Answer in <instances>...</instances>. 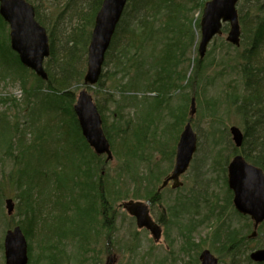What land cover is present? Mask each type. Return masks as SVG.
<instances>
[{"label": "bare ground", "instance_id": "bare-ground-1", "mask_svg": "<svg viewBox=\"0 0 264 264\" xmlns=\"http://www.w3.org/2000/svg\"><path fill=\"white\" fill-rule=\"evenodd\" d=\"M39 1V0H38ZM70 0H67V3ZM99 0H76V2L73 4H71V6H77V3L82 4L84 6H87V9H90L91 11H95L96 15L98 14V12L100 11L103 3L105 0H101V2H98ZM129 0L126 1V4L124 6L123 12L121 14V17L114 23L113 25V30H112V34H111V40H110V45L107 49V51L109 50L111 44H112V40L113 37H115V41H123V40H128L130 38V35L132 34L129 30V28L127 27V25L124 23L123 25H121V21H122V17L124 15V11L126 8V5L128 3ZM181 2L182 5H185L188 9L187 12H181L178 13L175 9L171 12H164V15L160 18L161 21L158 23V25H156L153 29H155V31H153V34L151 35V37L145 41L144 45L140 46V50H142L143 52H145L146 54H148L149 56H151V58L156 59L158 61V66L161 70H165L168 69L171 65H172V61L169 60L167 61L166 55L171 56L172 51L169 49H181L182 47H184L187 42L184 41V38L186 36H188L192 31H195L199 36L197 37V42L195 44L196 48H193L194 46H190L188 48H186L185 52L188 51V49L190 50L191 48H193V54H189L188 56L186 55L184 57V59L179 60L178 62L175 61L174 62V66L172 65L171 68L168 70V72H170L168 75L171 79H174L175 76L177 77V81L178 78L179 79H183L187 84V86L190 89L189 96L186 99V101L184 102V104L189 105V109L187 111V108H185L183 110V114L180 115H175V114H171L172 111H177V107H172L170 105H168V100L171 97V94L167 91V93H165L166 91V87L168 85L167 82H169V79L167 78L168 76H163L164 74H161V70L157 68V71L155 73L152 72L150 73V75H144L142 72L138 71L136 73V77L137 78H141L143 80V84H139L137 86H135L133 89H131V92H128L127 96L121 99V104L120 106V113L117 115V118H123L125 117L124 108L127 107H134L135 109H137L138 112H140L141 117L139 119V121L136 124V121L133 122V120L131 119L130 121H125L126 124L129 122V124L125 127V129L122 128L123 125L119 124V125H112V127L115 128V130L113 129V132L111 133V136L113 137V143H114V139L115 141L117 140L116 137H118L119 139V144H121L120 142L123 141L126 143V145L128 146L130 152L128 153H124V157H125V164L123 165V168L119 173V180H128L130 182L133 183V185L136 186V190L138 191V199L137 200H133L130 199L129 201L133 202V205H129L128 207L124 206V210L128 213V215H130L131 217L134 218V222L137 226V228H139L138 226V219L137 216L131 213L132 208L138 203H143L147 208H149L150 210L156 206V204L159 203V201H162L163 194L162 192L167 191L169 187H171L170 189L174 190V189H179L181 188L176 187L174 188L173 186H171L170 182L172 181V185H173V180L170 179L171 176H173L176 166L178 164V159H177V150H178V145L180 142L183 143H187L190 144L192 143V139L195 140L196 142V152L198 151V146H200V155L199 157H195V166L193 169L195 170L196 175L194 176V180L197 184H200V182L204 179H208L207 178V174L212 172V171H217L216 173L221 175V178L223 177V182L225 183V185H228V177H229V173H230V169H229V164L231 162V159L229 160L228 157L230 158L231 156H235L234 151L238 149L242 150L243 147V143L246 139H248L249 143H255L257 142L256 136L253 134V131L251 130V128L253 129V125H257L258 122L262 123L264 122V103L261 102L262 99H264V64L259 65L258 63L259 61L263 59V54L261 52V48L264 44V23H262V27L261 29L263 30V36L258 38V40L256 42H254L251 46L250 44L247 42L248 46L245 48V50L243 52V55L245 57H243L242 60L238 58H236L235 60H233V62H236L237 64H232L231 62L228 63V61L230 60L229 58L232 57L229 54L226 53H218V57H216L215 59L212 58V53L208 52V47L210 45V43L213 41V39L217 36H220L221 34L223 35V33L227 32V36H226V41L229 42L227 40L229 31L231 30V25L229 23H226L224 21H220V23L222 24L221 27V34H216L210 41L207 49H206V54L201 57L200 56V52H199V43L201 40V15L203 12L200 13V19L198 18L197 20H195L193 18V14H191V10L190 8L193 6V3L197 2L196 0H177V2ZM242 0H239L236 4H235V9L237 10L238 13V17H239V25H240V29H241V35L239 37L240 39V45L236 46L234 44H232L231 42H229L230 44L236 46V47H240L241 46V40H242V30H246L247 32L252 29V28H256L258 26H260L261 23H249V19H255L257 17L256 14H254L256 12V10L258 9V6L263 5L264 4V0H244V8L246 9L245 13L242 14V12L239 13L238 10V4L239 2ZM26 2H28L29 4H31L34 9H35V17L36 20L38 21V23L45 28L46 30V36L48 38V44L50 46V55L47 56L45 58L44 61V67L45 70L48 74V71L46 69V61L50 58L51 56V42L55 40H61L62 45L60 48H64V51L66 49V51H68L70 48H72L73 46H76L77 44L80 45L81 44V39L76 38L74 36V34L76 35L77 29L75 28V33L73 30H69L67 32L66 27V20L68 22L71 20V18H69V16L67 15V11L66 8L70 7H66V5H64V2L61 4H63V6L65 7V11H61V15H58V18L56 19L57 22H54L52 25L53 27H47L45 25V22L42 20H40L38 18V16L36 15V6L33 4L32 1L30 0H26ZM82 2V3H81ZM259 2V3H258ZM206 3L204 2L203 4V8L206 7ZM153 6L152 2H148L147 6ZM99 6V7H98ZM79 7V6H78ZM70 9V8H69ZM155 9V8H153ZM72 10V8H71ZM165 10V8H164ZM186 10V9H185ZM136 11V10H135ZM134 11V12H135ZM153 11H151V13H153ZM63 14H65L64 16H62ZM148 11L142 7H139L137 9V11L135 12L134 15V19L132 20V22H130V24L132 25H139L140 26V22L143 20L144 22V18L147 17L148 15ZM96 15H95V19H96ZM191 17L193 18V22L191 24H189V18L191 19ZM42 18V17H41ZM242 21H244V25L242 24ZM199 22V26L197 25V23ZM59 24V25H58ZM242 24V25H241ZM57 26L58 29H57ZM86 27L84 24H82V26L80 27L82 30L83 28ZM95 27V20H94V24L92 27V30L90 31V39L92 37L93 34V30ZM142 27V26H141ZM53 28V29H52ZM89 28L87 27V30ZM260 29V30H261ZM199 32V33H198ZM249 36H250V31H249ZM79 37V36H78ZM9 42H10V51H8L7 49L5 50L6 54H4L3 52L0 53V64L3 67H10L12 70L17 69V68H21L17 61H19L20 65L25 66L20 58L19 53L13 49L12 47V43H11V36L9 35ZM56 44V42H55ZM57 46V45H56ZM81 46V45H80ZM58 47V46H57ZM106 51V54H107ZM248 51V52H247ZM251 51V52H249ZM12 52L14 53L15 58L12 56ZM197 53L196 55H194V53ZM10 53V54H9ZM105 54V55H106ZM242 54V53H241ZM215 55V54H213ZM18 56V57H17ZM76 59L73 60L71 62V67L73 72H68L66 71L65 74L61 77V79H65L67 76L72 75L70 77H68V82L71 83L70 87L73 84H78L81 82L82 78H83V70L85 69L83 64V60L80 57H75ZM218 60V63H224V66H216L214 64H212V60ZM106 60V58H105ZM105 60L101 66V74H105L107 69L105 68L107 65L105 64ZM86 61V68H88V52H87V57L85 59ZM166 61V62H165ZM258 61V63H257ZM200 62L203 64V66L205 65V69L203 72H201V74H197L194 78H191V76H187L185 74H183L182 71H184V69L187 68H194L196 70V65L197 63ZM209 62V63H208ZM218 65V64H217ZM195 66V67H194ZM209 66H212L213 71H218L219 68L220 71L218 72H214V75L212 76V78L210 77V79H206V84H204L201 88V76L205 75L208 71ZM0 67V68H3ZM27 67V66H26ZM202 68V67H201ZM57 69V68H56ZM198 69V68H197ZM3 71H7L9 72V70L7 68L3 69ZM87 71V69H86ZM114 71V69H113ZM57 75H61L62 73L57 69L55 70ZM110 71H107V75H109ZM110 74H113V72H111ZM86 75V73L84 74V76ZM228 75H237L236 79L238 81V83H229L230 85V89L224 90L223 95L219 96V97H210L209 98V103H208V108H210V111L213 110L215 108V110H213V114L217 115L219 117V119L222 120L223 116V112L226 114H232L234 116H238L241 117L242 119V123H243V128L238 127L236 125H231L229 127V134L231 135V154L229 153V155L227 154V157L223 156V151H222V141H223V137L222 139H215L221 136H218L216 134L215 131L212 132V134H210V138L207 140V143H204L203 141L200 143V136L201 134L196 131V129L194 128L193 125V119L195 117V114H191V102H192V97L197 98V96L201 95L200 92H202L203 89L207 88V83L208 86L210 85V87H213V85H215V83L217 81H219L218 83H224L225 82V78ZM39 78H41V81H46V79L40 77L39 75H37ZM186 76V78H185ZM2 77V74L0 75V78ZM49 78V75H48ZM85 79V78H84ZM22 84H26V80L21 79ZM236 81V80H235ZM236 81V82H237ZM249 83H253L255 85V87L249 86ZM45 85V84H44ZM36 87V86H35ZM34 87V88H35ZM47 87V86H46ZM62 88L61 86H59V84L57 82H53L50 85V91L53 94V91L51 89H57L62 91L63 93H66L68 91L74 93L72 90H70L71 88ZM202 90H201V89ZM36 89V88H35ZM87 89V88H86ZM81 91V90H80ZM79 91V92H80ZM38 92V91H37ZM69 94V93H68ZM91 94V93H90ZM92 95V94H91ZM78 96L79 93L77 94L76 98H75V102H74V106L77 103L78 100ZM112 95H107L106 97V101L110 104H112L114 102L113 97H111ZM55 97V96H54ZM93 97V96H92ZM141 98V99H140ZM190 99V100H189ZM96 107L98 109V112L100 114V118L102 121V129L103 132L104 131V127L103 125H105V113L106 110L104 111V107H102V112L100 111L95 99L93 98ZM181 101H183V99H181ZM3 102V101H1ZM2 104V103H1ZM241 105H246V108H242ZM73 106V108H74ZM210 106V107H209ZM221 108L223 110V112L220 113L219 108ZM245 111L246 110V114L245 112L241 109V108ZM43 111L41 112V114L39 113V119H44L46 121L51 120L52 117L55 118V115L52 114H56L57 112H59L60 110L55 109V108H45L42 109ZM75 112V109H74ZM163 115L162 120L160 121L158 118L156 117L157 114ZM168 115H165V114ZM76 114V112H75ZM57 115V114H56ZM248 115V118L247 116ZM77 117V114H76ZM214 120L216 121L215 123H211L212 126L214 127L215 125L218 126V122H221V120ZM4 118L0 117V130L2 129H7L8 125L6 123H3ZM59 121V119H57ZM123 120V119H122ZM121 120L120 123H122L123 121ZM53 121V118H52ZM77 121H78V129L80 130L81 135L79 136V133L77 132V136H75V140L77 139L76 143L78 142V146L73 149L72 146H69V149L67 148V153L68 156H72L71 152H73L75 155L74 158L76 159V163L74 162V166L75 168L78 169L79 171V176L76 179L71 178L70 182L68 183L70 188L75 189V192L73 193V197L72 200L68 199V203H70V206L68 207V212H67V217H66V221L67 223H70L71 225H68V227L73 230L74 232H80L77 229H79V226H77L75 224L76 221L79 224L82 223H87L88 221L91 220L90 223H88V229L90 228H96V219L98 216H102V213H104L106 215V217L108 218V220H114V216L112 213H110V207L107 205H105L104 201H106V197L104 192L107 193V190L109 192H112V190L109 189L110 185L112 183L109 182H105L106 181V173L103 171L104 170V165L100 166V168L96 167L97 166V158L93 159L92 161L91 159V152L82 144V137L84 138L86 144H88L89 148L91 149V151L93 153H95L98 156H105V161L108 162V155L106 153L103 154H98L95 151V148L89 143V141L87 140L86 136L83 133V129L81 127L80 121L77 117ZM218 121V122H217ZM3 123V124H2ZM38 124V123H37ZM37 124H34L30 131L27 132V135L29 134V136L31 135V133H33V136L35 135L34 133H36L37 131ZM132 127L133 130H131L128 127ZM136 126V127H135ZM60 126L56 125L57 131L58 128ZM135 127V128H134ZM189 129H192L191 132H189ZM235 129H238L239 132L235 134ZM156 130L159 131V142H155L154 140L157 139L156 135ZM5 131V130H4ZM4 131H2L1 133H3ZM16 134L15 136L18 137L16 138V140L14 139L13 144L15 146V144L17 145L16 148H20V152H21V157L20 154H17V158L20 157L22 158V161L20 163H18V166L14 171V173L16 174L15 180L17 183L18 188L21 190V195L23 193V190L27 188V184L30 185H35L38 184L40 185V187L44 188L45 186L47 187H54V189L58 186L60 188L59 184H55L56 179L53 178H49V174L48 171L46 173V171H44L46 168H44V166L41 168V170H38L37 173H32L29 176H26L27 173L22 174V171H24L26 168L30 167L29 165H22L23 163H25L23 161V158H28L29 154L32 152H34V145L33 143H36L37 141H35L33 139L32 136H27L26 139L25 136H23V128L22 131H18L16 130ZM5 132H8V130H6ZM12 134V133H11ZM200 134V135H199ZM106 135V134H105ZM228 136V135H227ZM11 137V135H10ZM107 137V135H106ZM238 137H243V142L240 146L237 145L236 143V139ZM108 138V137H107ZM23 140V146L25 148H22L21 151V147L19 144V141ZM109 140V138H108ZM201 140H202V136H201ZM8 141L11 142V140L8 137ZM110 141V140H109ZM148 142H150V146L152 143L156 144V147H158L157 149H161L159 147H166L168 148L169 146V151L170 153L168 154V156H166L167 158L164 159L166 161H168V165L164 170H162L161 168L159 169V167H155L154 170L151 168L149 161H151V157H150V153L148 154L149 150V145L147 144ZM171 142L173 143V145L171 146ZM110 144V150L113 154V148L114 146H112L111 142H109ZM118 144V145H119ZM115 145V143H114ZM213 146L214 147V154L212 156H214V158L211 160V162H208L209 167L205 168V171L202 172V168L205 167V161L207 162L208 159H205V157H207V155L204 156V146ZM22 146V147H23ZM116 147V146H115ZM153 147V146H152ZM235 147V148H234ZM166 148L165 151L164 149L161 150L164 152V154H166ZM25 149V150H24ZM24 150V153H23ZM222 151V152H221ZM150 152V150H149ZM63 154L65 152H62ZM30 154V155H31ZM83 154V157L80 155ZM238 155H243L242 153H239ZM5 157H8V155L6 153H4ZM175 156V157H174ZM114 157V155H113ZM113 157L111 159H113ZM174 157V158H173ZM92 162L94 169H95V173H97L99 175L100 173V178L101 179H97V178H93L94 176H91V178H89L90 176L88 175V166H89V162ZM192 164V163H191ZM190 164V166H191ZM194 164V163H193ZM22 165V166H20ZM189 166V167H190ZM193 167V166H192ZM98 168V169H97ZM141 169L143 170L142 175L143 176H148L151 175L153 178H151L150 180H152V184L148 187H144L142 186V181L143 179L140 177L142 176L141 174H139L138 170ZM170 170V172H166L167 170ZM189 169V168H188ZM82 170V171H81ZM261 170L264 172V170L261 168ZM84 172V176L82 175V173ZM166 173V174H165ZM186 174V171L184 173H182L180 175V180L181 177ZM11 178L13 179V176H11ZM136 178H138L136 180ZM226 180H225V179ZM168 180L167 183H165V181ZM20 181V182H19ZM182 181V180H181ZM183 182V181H182ZM20 183H22L24 185V189L22 186H20ZM102 183V184H101ZM161 183V184H160ZM165 183V184H164ZM160 184V185H159ZM184 184V182H183ZM103 186L107 189L104 190V192H100L98 191V187L99 186ZM93 189V190H83V189ZM83 190V191H82ZM56 194L59 196L58 198L61 197V189H60V194L56 192ZM140 194H147L150 198H143L140 196ZM20 195V196H21ZM114 195V193L112 194ZM2 196L1 190H0V198ZM136 198V197H134ZM187 196L184 197L182 195H178L177 197L173 198V203L168 204V206L166 207V210L164 209L161 213L160 216L165 215V213L167 212H171V217L174 219L179 218L182 221V217L187 215V214H191L192 208H194L196 211H198L199 207L201 206V201L199 198L196 199V201H193L191 199L190 203H188L186 200ZM206 198V197H204ZM7 199H12V198H7ZM6 199V200H7ZM5 200V207H6V211L8 215H12L14 213V210L12 213H9L8 211V206ZM13 200V199H12ZM171 200V199H170ZM204 200V199H203ZM58 200H53L51 201L52 203L56 202ZM14 202V200H13ZM50 202V201H49ZM128 202V201H126ZM205 204L206 202L208 203V201H204ZM15 203V202H14ZM59 205L62 203L59 201L58 202ZM67 203V204H68ZM125 203V202H124ZM45 204L48 203H42L41 204V208L45 211L47 210H51V208L49 207V204L45 207ZM57 204V202L55 203ZM64 205H66L64 203ZM62 205V206H64ZM1 209V206H0ZM58 211V210H57ZM58 213V212H57ZM85 213V215H83ZM88 213H90L88 215ZM169 214V213H168ZM68 215H70V218H68ZM75 220H74V219ZM223 219H220L219 222H223V224L225 225L224 227H232L231 231H228V236L227 238H230V246L231 248H234L237 252V256L238 259L240 260V264H242V261L247 262V257L248 255H250L252 252L257 251L258 249H261V244L254 246V249H251V245L250 243L252 242L251 238H250V234L251 232L248 229V224L247 223H242L239 219L237 220V224L239 223V225H237L238 227L234 226L232 223L231 225L229 223H226L224 219H226V217L224 215H222ZM72 220V222H70ZM37 224H39V231L38 234H40L41 236L44 235V228H47L48 230H51V228L53 227V224L50 223V221L46 218H44L41 215L37 216ZM19 225H16L15 227H17ZM185 226V225H184ZM67 227V226H66ZM65 227V228H66ZM105 227H109V232H111V234L113 235L114 233V229L113 227H110L109 225L106 224ZM188 230L185 233V249L186 251L189 253V255H192L193 257H197L198 261L200 263L204 262V259L202 258L203 253L207 250V248H203L198 244L195 240L196 238L194 237V233H193V229L195 230V224H193L192 219H190V221L188 222V225L185 226ZM22 232H24L23 228L20 227ZM86 229V225L84 227ZM84 230V229H83ZM43 231V232H42ZM84 234H86L85 232H87L86 230L83 231ZM89 233V232H88ZM47 234V233H46ZM25 239H26V244H27V257H28V262L32 263L33 256L37 259L40 258L38 257V255H35L36 253V247L34 246L33 243V248H31V242L28 240L29 237H27L28 235L24 234ZM85 236V235H84ZM110 242L112 241L111 244L115 243V239L112 238L109 240ZM39 242L41 243L42 241L39 240ZM81 243V242H80ZM221 243V241H220ZM222 244V243H221ZM226 246L229 247V243L225 244ZM115 245H112V247L107 251L108 255H107V264H118V260L121 258L120 255H122V253L120 254V252H122L118 247L115 248L113 247ZM82 247V246H81ZM223 248V247H222ZM264 248V247H263ZM1 250H4V258H5V263L7 264V260H6V252H5V238H4V243L3 245L0 246ZM59 249V248H58ZM30 251V252H29ZM226 251V250H225ZM58 250L55 248L54 253H48L46 251V247H43L41 249V255L42 257H44L47 261V264H61V260L62 258L59 256L58 254ZM227 252V251H226ZM228 253V252H227ZM76 257H73V259L75 260ZM195 258V259H197ZM32 260V261H31ZM39 260V259H38ZM78 261V260H77ZM77 261H75V263H77ZM143 263V262H142ZM244 263V262H243ZM231 264V262H230ZM239 264V262H238ZM264 264V263H262Z\"/></svg>", "mask_w": 264, "mask_h": 264}, {"label": "rangeland", "instance_id": "rangeland-1", "mask_svg": "<svg viewBox=\"0 0 264 264\" xmlns=\"http://www.w3.org/2000/svg\"><path fill=\"white\" fill-rule=\"evenodd\" d=\"M33 2L35 6H37V10L40 13L43 21L45 22V25L47 27H53V23L57 22L56 19L58 18V15H61V11H65V7L61 2H64V5H66L67 0H30ZM197 1V0H196ZM207 0H200V3H204ZM82 3V2H81ZM78 11L81 9L88 12L90 15L91 11L90 9L87 10V6H84L82 4L77 3ZM244 8V0L240 1L238 4V10L239 13L242 12L245 13L246 9ZM67 15L71 20L67 22L66 20V29L67 32L71 29L75 33V28L77 29L76 38L81 39L82 45L87 46V52L88 47L90 44V35H89V29L90 27H84L82 31H85V33H80L78 30L79 24L81 25V17L78 16V14H75L73 10L67 9ZM203 11V7H198L195 11L192 10L191 14H193V18L197 20L200 19V13ZM63 14L62 16H64ZM95 20V19H94ZM249 22V21H248ZM251 23V21L249 22ZM85 24V23H83ZM246 24V23H245ZM59 25V24H58ZM242 25V24H241ZM59 26H57L58 29ZM53 29V28H52ZM5 30L7 33L2 30V34H0V53L6 54L5 50L7 48L6 41L7 35L10 33V29L8 24L5 25ZM70 30V31H71ZM244 33V34H243ZM91 34V33H90ZM79 36V37H78ZM199 36V35H198ZM197 36V37H198ZM227 32L223 33V35L217 36L213 39V41L210 43L208 47V52L212 53V58L215 59L218 57V53H226L229 54L230 57L228 63L237 64L236 62H233L238 56L245 50V48L248 46V37H249V31L242 30V43L240 47H236L229 42L226 41ZM3 37V39H2ZM198 41V40H196ZM57 49L59 50V55L63 56V48H60L62 45L61 40H55ZM85 46V47H86ZM193 48H196L194 45ZM193 48L186 52V55L193 54ZM263 54L264 59V44L262 48L260 49ZM79 51L77 52L76 56L82 58L84 64V70H83V78L80 83L73 84L70 88L75 94V98L80 90H82L85 87L84 84V74L86 73V57H83L79 54ZM10 54V53H9ZM197 53L195 52L194 55ZM215 54V55H213ZM207 55V54H206ZM216 56V57H214ZM218 60H212V64L216 66H224V63H218ZM209 63V62H208ZM258 63V61H257ZM218 64V65H217ZM264 64V61L261 59L258 63L259 65ZM0 67H3L0 64ZM195 67V66H194ZM7 68L9 72L3 71V69ZM48 66L46 67V69ZM107 71L109 70L110 73L113 72V69L115 70L112 63L108 64L106 67ZM221 68L218 69L220 71ZM48 71V70H47ZM107 71L105 75L102 77L101 81L98 82L96 85L91 86L88 88L89 93L92 94L93 98L96 102H99L102 107H104V111L106 110L105 115V123L108 128L110 137L111 133L113 132L114 127H112L113 123L114 125H123L122 128L125 129V127L129 124V122L126 124V120L130 121L131 119L137 122L139 121L141 114L137 111L134 107H127L124 108V114L125 117L123 118H117L118 114L120 113V104L121 99L123 98V95L121 91H118L115 86H123V82L125 80L122 79L121 74H110L107 75ZM212 66L208 68V71L205 75H202L201 78V88L204 84H206V79L212 78L214 75ZM183 74L187 76H191V78H194L197 75V71L194 68H185L184 71H182ZM49 73V71H48ZM2 74V77L0 78V117H3V123H6L9 127L8 132L5 133L6 136H10L9 138L11 140L7 141L5 143L0 142V190L2 193V196L0 198V246L4 243V238L6 235V232L9 229L14 228L16 224L21 223V221L24 222V228L26 231V234L28 235V240L31 242V248L34 246L37 248L35 255H38L40 258H35L33 256L32 263L29 264H47V261L44 257L41 255V249L43 247H46V251L48 253H54L55 248L59 251L58 254L62 258L61 264H105L107 261V255L109 253V249L112 247V245H115L113 247L119 248L122 252L121 258L118 260V264H198V258L193 257L192 255H189V253L185 249V233L188 229L185 227L188 225V222L190 219H192L193 224H195V230L193 229L194 237L196 238V242L198 244H201L200 246L203 248H210L215 249L213 251L219 258H220V264H230L231 262V256L229 253H227L224 249H222V244L220 243V237L216 236L215 233L219 230L221 233V229L223 228L224 231V224L223 222H219L222 218V215L226 217L225 222L231 223L238 227L239 223L237 224V220L239 219L242 223H246L244 219L239 218L240 216L238 214H234V207L233 205L228 203V196H229V187L228 185L224 186L223 177L221 178V175L217 174V171H212L207 174L208 179H204L200 182V184H197L194 180V176L196 175L195 170L193 169V163L195 162V159L193 160L191 166L189 167L186 174H184L181 177V180L184 182V185L179 189H170L168 188L167 191L162 192L163 199L162 201H159L156 206H154L151 209V215L156 219H161L162 221V227H164V235L160 242H155L152 238L151 234L144 231L139 230L134 222V218L128 215V213L124 210V202L129 201L130 199L137 200L138 198H134L133 195L136 190V186L133 185L132 182L128 180H119V173L123 165L125 164V157L124 153L130 152L128 146L125 142L121 141L119 144L118 137L115 141L114 139V148H113V159H109L108 162L105 161V156H100L97 158V166L100 168V166L104 165V172L106 173V181L112 183L109 187L112 192H109L104 185L99 186L98 190L100 192H104V190H107V193L104 192L106 197V201H104L105 205L110 207V213L113 214L114 220H108L106 215L102 213V216H98L96 219V228H90L88 229V223L91 222L88 221L87 223H82L78 225L79 221H76L75 224L79 226V229H77L80 232H74L71 230L68 225H71L70 223H67L66 217L67 214L62 217L61 213L59 211H56L58 213H44V208H41L40 203H30V213L31 217L28 218L24 213L28 210V206L26 205V202H24L21 195V190L18 188L16 180H15V169L18 166V163L22 161L21 152L19 148H16L17 145L13 144L14 139L20 137H16V130L29 132V126L32 122V116L35 115L33 118L38 117L39 113L43 110H41V107L44 104V99L46 98V95L52 94V92L45 86L46 81H41V78H39L36 73L30 69H24V68H17L12 70L10 67H3L0 68V75ZM237 75H228L225 78L224 83H218L217 81L213 87L208 86L206 89H201L202 92L201 95L196 98V104H197V113L195 114V117L193 119V125L196 131H198L200 136V143L203 141L204 143H207V140L210 138V134H212L213 131L216 132L218 138H215L217 140L222 139V153L223 156L227 157V154H231V135L229 134V127L231 125H236L238 127L243 128V123L241 117L226 114L223 112L221 108H219L220 113L223 112L222 120L219 119L217 115L213 114V110L210 111V108H208L209 98L210 97H219L223 95L224 90L230 89L229 83H238L236 79ZM186 78V76H185ZM21 79L26 80V84H22ZM177 80V77L175 78ZM237 82H236V81ZM239 80V79H238ZM185 81L183 79H179L176 82L177 90H172L171 97L168 100V105L172 107H177V110L184 108L186 106L187 111L189 109V105L184 104L186 99L189 96L190 89L185 85ZM45 84V85H44ZM36 86V87H35ZM36 89H35V88ZM67 89V88H65ZM175 89V88H174ZM38 91V92H37ZM39 94H35V93ZM106 93H109L112 95L114 102L109 105V103L106 101ZM141 99V98H140ZM183 99V101H181ZM3 101V102H1ZM2 103V104H1ZM63 107L62 110L57 112L55 115V118H52L49 121H46L44 119H40L39 121V129L37 130L38 133H43L46 130H50L52 128H56V125L60 126L58 128L57 133H55L54 137L57 139V137H61L62 144L65 146L67 141L65 139L72 137L73 135L77 136V132L73 126L72 117L69 116V107H73L74 102L71 106L62 103ZM67 106V110L65 108ZM210 107V106H209ZM35 109V110H33ZM36 112V113H35ZM35 113V114H34ZM165 115H168L167 113ZM6 117V118H5ZM156 117H159L158 119L161 121L163 115H160L159 113L156 115ZM59 119V121L57 120ZM123 119V120H122ZM221 120V122H218V126H212L211 123H215L214 120ZM121 120L123 121L122 123ZM2 123V124H3ZM136 127V126H135ZM134 127V128H135ZM54 128V129H55ZM131 130L132 127H128ZM65 131V135H62V131ZM12 133V134H11ZM156 137L157 139L154 140L156 143L159 142V131L156 130ZM42 134V135H43ZM199 134V135H200ZM62 135V136H61ZM228 135V136H227ZM29 136V134L26 137ZM33 139L35 140L36 136H33V133L31 135ZM29 136V137H30ZM46 137V135H43ZM42 136V137H43ZM75 136H73V144L69 142V146H72L73 149H75L78 146V142L76 143L77 139L75 140ZM16 137V138H15ZM19 139V138H18ZM44 139V137H43ZM54 139V140H55ZM65 140V141H64ZM60 141H56V145L60 146ZM65 144H64V143ZM174 143V142H173ZM171 142V146L173 145ZM2 144V145H1ZM119 144V145H118ZM148 145L150 142L147 143ZM19 145V144H18ZM116 146V147H115ZM153 146V147H152ZM170 146V145H169ZM166 148V154H164L163 147L160 150L157 149L156 144L152 143L151 146L149 145L148 154L150 153V159L149 161L151 168L154 170L155 167H159L162 170L165 171L167 165L169 164L168 161L164 159L167 158L168 154L170 153L169 149ZM55 146L53 142H48L47 144L42 146V149L34 150L32 154H29V157L26 159V163L30 166L26 169H28V173L26 176H29L32 173H37L38 170H41L43 166H49V169H53L55 167H59L60 165L57 164V160H55V156H51L50 153H53ZM58 147H56L57 149ZM68 146H65V149H67ZM15 150V151H14ZM15 152L14 154H20V157L15 158L14 155L12 157H5L3 156L6 152ZM62 151V150H60ZM165 151V149H164ZM206 151V153H205ZM200 146H198V151L195 155V157H199L200 155ZM204 156L205 159H208L207 162L205 161V167L202 168V172L205 171V168L209 167L208 162L210 163L211 160L214 158L212 156L214 152L213 146H204ZM72 156L75 155L73 152H71ZM164 156H163V155ZM83 157V154H80ZM51 159L50 161L47 159ZM54 157V158H53ZM175 157V156H174ZM173 157V158H174ZM233 156L228 159H232ZM19 163V164H20ZM91 164V161L88 163ZM193 166V167H192ZM88 175L94 176L93 178L101 179L100 173L99 175L95 173L94 166L90 165L88 166ZM46 168V167H44ZM97 168V169H98ZM139 174L142 175L143 170H138ZM167 173L170 172L168 169L166 171ZM166 174V173H165ZM84 176V172L82 173ZM13 176V179L11 178ZM144 177V176H143ZM138 178H136L137 180ZM225 179V178H224ZM226 180V179H225ZM148 183V180L146 178H143L142 186L146 185ZM102 184V183H101ZM161 184V183H160ZM159 184V185H160ZM145 187V186H144ZM60 194V188L57 186L55 189L52 188V190L49 192V195L53 198H50V201L57 200L58 195ZM114 193V195H112ZM178 195H182L184 197L187 196L186 200L190 203V200L196 201L197 198H199L201 201V206L199 207L198 211H196L194 208H192L191 214H187L182 217V221L177 218L172 220L173 218L170 217V215L165 213V215L160 216V213L168 206V204L173 203V198L177 197ZM206 197V198H204ZM7 198H12L15 202V211L12 215H8L5 207V200ZM171 199V200H170ZM204 199V200H203ZM208 201V203L204 201ZM35 202V201H34ZM49 207L51 208L53 203L49 202ZM36 212V214H35ZM47 213V214H46ZM67 213V212H66ZM41 215L44 218L48 219L50 223L53 224V227L51 230H48L47 228H44V235L41 236L38 234L39 231V224H37V216ZM65 219V223L63 226L61 224L55 225L54 222H59L61 219ZM68 218H70V215H68ZM53 219V220H52ZM74 219V218H73ZM75 220V219H74ZM72 222V220L70 221ZM103 222L109 225L110 227H113L114 233L113 235L111 232H109V227H105L103 225ZM237 224L235 225L234 224ZM251 222V223H250ZM61 223V222H60ZM250 223V229L251 232V224L252 221L249 220ZM86 225V229L84 228ZM185 225V226H184ZM67 226V227H66ZM66 227V228H65ZM86 234H84V230ZM227 231H231L232 227H227ZM216 230V232H215ZM43 232V231H42ZM89 232V233H88ZM25 233V232H24ZM47 233V234H46ZM259 235L256 236L255 239H251L252 242L250 243L251 249H254V246L260 245L264 247V225L260 227L259 229ZM85 235V236H84ZM114 238L115 243L111 244L109 240ZM39 240L42 242L40 243ZM224 240V239H223ZM81 242V243H80ZM82 246V247H81ZM59 248V249H58ZM111 250V249H110ZM108 251V253H107ZM30 252V251H29ZM110 254V253H109ZM75 260L73 257H76ZM197 258V259H195ZM39 259V260H38ZM78 260V261H77ZM77 261V263H75ZM242 264H251L248 262H245L243 260ZM143 262V263H142ZM240 264V260H238ZM244 262V263H243ZM0 264H6L5 258H4V250L0 249Z\"/></svg>", "mask_w": 264, "mask_h": 264}, {"label": "water", "instance_id": "water-1", "mask_svg": "<svg viewBox=\"0 0 264 264\" xmlns=\"http://www.w3.org/2000/svg\"><path fill=\"white\" fill-rule=\"evenodd\" d=\"M126 1L105 0L96 15L95 27L88 47L85 84L94 85L101 76V66L110 45L113 25L121 17ZM238 1L210 0L206 3L201 19V40L199 43L201 57L206 54L211 39L216 34H221V20L231 25L227 40L236 46L240 45L241 29L235 9V4ZM0 14L10 26L12 47L19 53L22 63L34 70L40 77L47 79L48 74L44 67V61L50 55V46L45 28L36 20L34 7L26 0H0ZM74 109L89 143L98 154L106 153L108 159H111L113 154L110 150L109 140L102 129L100 114L92 95L86 89L79 92ZM195 111V99L193 98L191 114H194ZM191 131L192 129H189V132ZM234 131L235 134L239 132L238 129ZM242 140L243 137L236 139L238 146L242 144ZM195 152L196 142L194 139L190 144L179 143L176 154L178 164L170 178L173 180L174 188L183 184L180 181V175L187 171ZM229 169L228 184L234 192V206L239 213L249 215L253 219L255 231L251 236H256V229L264 221V173L261 168L250 164L241 155H236L231 160ZM167 182L168 180L165 181V183ZM6 203L9 213H12L14 210L13 200L7 199ZM129 205H133V202L124 203L126 207ZM131 213L137 216L139 227H148L156 239L160 238L161 231L148 215L147 207L143 203L137 202ZM5 252L7 264H27V244L20 226L8 230L5 236ZM202 258L204 262L201 264H218V259L208 249L203 253ZM250 258L255 262H264V248L252 252Z\"/></svg>", "mask_w": 264, "mask_h": 264}, {"label": "trees", "instance_id": "trees-1", "mask_svg": "<svg viewBox=\"0 0 264 264\" xmlns=\"http://www.w3.org/2000/svg\"><path fill=\"white\" fill-rule=\"evenodd\" d=\"M51 1H53V3H54V0H51ZM75 2H76V0L68 1V3H66L67 4L66 7L70 6L67 9L72 8L74 13L78 14V16L81 17V22H80L81 25L79 24L78 30L80 31L81 30L80 27L82 26L83 23H85L84 25L86 27H88V26L90 27V29H89V35H90V31L92 30V27L94 24L96 12L90 10L91 13L89 15L88 12H86L82 9L80 11H78V6H71V4L72 3L74 4ZM98 2H101V0H99ZM148 2H152L153 6H149V5L147 6ZM203 4L204 3H200V0H197V2L193 3V6L190 8V10L195 11L198 7H200V6L203 7ZM139 7H142V9L145 8L149 14L147 15V17L144 18V22L142 20L139 23L140 26L137 25V23H136V25H132V24H130V22H132V20L134 19L135 12L137 11V9ZM153 8H155V9H153ZM164 8H165V10H164ZM174 9L178 13H181V12H187L188 8L185 5H182L181 2H179V1L177 2V0H129L128 1L126 8H125V11H124V15L122 17L121 25H123L125 23L132 34L130 35V38L128 40H126V41L123 40L120 42L115 41V37H113L112 44H111L109 50L107 51L106 60H105L106 65H108L110 63L113 64V66L115 68V70L113 71V74H117V73L121 74L122 79L125 80L122 83L123 84L122 87L121 86H115L118 91H121V93L124 97H126L128 92H131V89H133L135 86H137L139 84H143V80L141 78L136 77V73L138 71L142 72L144 75H146V74L150 75V73H152L154 71L156 73L157 68L160 69L158 66V61L156 59L151 58V56H149L148 54H146L145 52L140 50V46H141V44L143 46L145 41L151 37V35L153 34V31H155V29H153V28L156 25H158V23L161 21L160 18L164 15V12H167V11L171 12ZM153 10H154V12L151 13V11H153ZM254 14H256L257 17L255 19L250 18L249 22L251 21V24H253V23H261V24H260V26H258L256 28H252L249 30L250 36L248 37V41H249L248 43L250 44V46L254 42H256L258 40V38L263 36V33H262L263 30L261 29V27L263 25L262 23H264V4L261 6L259 5L258 9L256 10V12ZM36 15L38 16V18L40 20H42L41 15L37 10V6H36ZM192 22H193V18L191 17V19L189 18V24H191ZM241 22L244 25L245 22L242 20H241ZM5 25H7V23L4 21V19L0 15V34H2V30H4L7 33V31L5 30ZM197 25L199 26V22L197 23ZM85 31H87V30H85ZM85 31L81 30L80 33H83V32L85 33ZM6 35H7V40H5L6 46H7L6 49L8 51H10L9 33ZM197 36H198V34L195 31L191 30L190 34L184 38V41L187 42V44L184 47H182L181 49H178V48L169 49L172 51V53H171V56L166 55V57L169 58V59H167V61L171 60L172 61L171 63L174 66L175 61L178 62L179 60L184 59V57L186 56V52H185L186 48H188L190 46H194L196 44ZM242 37L244 38V36H242ZM2 39H3V37H2ZM80 45L77 44L76 46H73L72 48H70L68 51H66V49H65V51L63 50L64 53H63V56L61 57L59 55V52H58L59 50L57 49L55 42L54 41L51 42V56L46 61V67L48 66L47 70L49 71V73H48L49 78H48L45 86H47L48 89H50V85L53 82H57L59 84V86H61L62 88H69L70 87L71 83L68 82V77H70L72 75L67 76L63 80L61 79V77L65 74L66 71L73 72L70 64L73 60L76 59L75 57H77L76 54H77L78 50H80L79 51L80 55H82L83 57H87V46H86L87 44L82 45V43H81ZM249 52H251V51H249ZM244 53H246V52H242V54H240V56H239L240 60H242L243 57H245L243 55ZM16 55H14V53L12 52V56L14 58ZM17 63L20 67H22L24 69L26 68L25 66L20 65L19 61H17ZM171 66L165 70L160 69L162 72L161 74H164L163 76H168L166 74L170 73V72H168V70L171 68ZM56 68L62 73L61 75L56 74V72H55V70H57ZM174 68H175V66H174ZM26 69H28V68H26ZM204 69H205V65L203 66L202 63L198 62L196 65L197 74H201V72H203ZM82 74H83V72H82ZM104 75H105L104 73L101 75L99 82L101 81V79ZM167 78L169 79V82H167L168 85L166 87L165 93H167V91L169 93H171L172 90L173 91L177 90V87H178L176 85L177 80L171 79L169 76ZM250 84H251V86L255 87V85L253 83H249V86H250ZM51 90L53 91V94H49V95L45 96L46 98L44 99V104L42 106H40L41 110L45 109V108H55L58 110H62V107H63L62 103H65V104L71 106L72 103L75 102V94L74 93H72L70 91L63 93L62 91L57 90V89H51ZM35 94H39V93L36 92ZM106 95H109V93H106ZM191 95H192V93H191ZM261 102L264 103V99H262ZM96 103H97L100 111L102 112V105L99 102H96ZM241 106H242V108H246V105H241ZM65 108L67 110L68 107L65 106ZM185 108H186V106H185ZM33 110H35V109H33ZM183 110H185V109L181 108V109H179V111L174 110L171 112V114H175V115L178 114L181 116V114H183ZM69 111H70L69 116L72 117L71 122L73 123V126H74L76 132H78L79 136H80L81 133H80V130L78 129V125H77L78 121H77L76 114L74 112V108L69 107ZM244 112L246 114V110ZM34 116L35 115L32 116V122L30 123L29 128L31 129V127L34 124L38 123L37 124V130H38L40 119H39V116L33 118ZM246 116L248 118V115H246ZM252 125L254 127H253V129L251 128V130L253 131V134L256 136L257 142L249 143L248 139H246L243 143L242 150L238 149L237 152L235 150L234 153L235 154L242 153L243 156L246 158V160H248L249 162H251L257 166H259L260 168H262L264 170V122H262V123L258 122L257 125H254V124H252ZM103 127H104L105 134L109 138L112 146H114L113 139L110 137V134H109V131H108L106 124L103 125ZM8 129H9V127L7 129L4 128V129L0 130V142L2 144L8 141V137L10 138V136L5 135V133H6L5 131ZM2 131H4V132L1 133ZM26 133L27 132H23V136H25ZM55 133H57V129H54V128H52L50 130H46L44 132V134L43 133L39 134L38 131H36V133H34V134L36 136L35 141H37V142L33 143V145H34V150L42 149V146L47 144L48 142H53V144L55 146L53 153L51 152L50 155L55 156V160H57L56 162L60 166L58 168L55 167L53 169H49V166L46 165V166H44V167H46V169L44 171H46V173L48 171V173H47V174H49L48 177L56 179L55 184L60 185L61 197L57 199L58 200V201H56L57 204H55L56 202L55 203L53 202L51 210H47V211L44 210V213L45 212L57 213L56 211L58 210L62 214L61 216L64 217V215L67 214L66 212H68V207L70 206V203L72 202L71 201L70 203H68V199L72 200V198H70V197H73V193L75 192V189L68 187L69 186L68 183L71 181L70 180L71 178L76 179L79 176V171L74 166L75 165L74 162L76 163V159L74 158V156H71V157L68 156L67 150L65 149V146H68V149H69V145H68L69 142L72 144L74 143L72 137L75 135L65 139L67 141L66 143H68V144H65L63 142L65 144V146H64L62 144V140H61L62 138L60 136L57 137V139H55V137H54ZM42 134L46 135V137L43 136ZM62 135H65L64 130L62 131ZM42 136L44 137V139ZM65 136L67 137V135H65ZM81 137H82V140H81L82 144L91 152V159L90 160L92 161L93 159L99 158L100 156L96 155L95 153H93L91 151L88 144H86L83 136H81ZM56 141H60L59 142L60 146L56 145ZM19 145H20L21 151H22V148H25L23 146V140L19 141ZM56 147H58V148L56 149ZM19 150H20V148H19ZM24 150H23V153H24ZM60 150H62V151H60ZM14 151L13 152H11V151L6 152V154L8 155V157H12L14 155V157L17 158V154L15 155ZM62 152H65V153L63 154ZM26 159L27 158H23V161L25 163H23L22 165H24V166L28 165L26 163ZM47 159H48V157H47ZM48 160L50 161L51 159H48ZM195 164L196 163L194 162L193 166H195ZM22 165H20V166H22ZM90 165L91 166L93 165L92 162H91V164H89V166ZM23 172L28 173V169H25L24 171H22V174H23ZM140 177L142 179L146 178L148 180V183L146 185H144L145 187H148L152 184V180H150V179L153 177L151 175L144 176V177L142 175ZM20 186H22L24 189V185L22 183H20ZM52 188L54 189V187H47V186L42 188L38 184H35V185L27 184L26 190L24 189L23 193L21 195L24 202H26V205L28 206V210L24 213V215H26L28 218L31 217L30 208L32 207L31 206L32 203H37V202L40 204L49 203V201H50L49 199L53 198L49 195V192L52 190ZM83 190L89 191V190H93V189L91 188V189H83ZM137 190H135L133 197H136V198L138 197V193H137L138 191ZM140 196L143 198H150L147 194H145V195L140 194ZM232 196H233L232 192L229 189L228 203L230 205L232 204ZM59 201L62 203V205H64V203L66 205H64V206H62L61 204L59 205V203H58ZM47 205L48 204H45V207ZM35 214H36V212H35ZM89 214L90 213H88V215ZM83 215H85V213ZM247 218L248 217H245L244 219L248 220ZM16 224H21L20 226L23 228V230L26 234V231L24 228V222L23 221H21V223L17 222ZM54 224L56 226L59 224H61V226H63L64 224L67 225V223H65V219H63V218L61 220H59V222H54ZM103 225L106 226V223L103 222ZM224 228H225L224 229L225 232L222 231L223 230V228H222L221 233L218 230L217 233H215V235L220 237V238L222 236V238L220 239L221 243H222V247H223L222 249L226 250L230 254L231 264H238L237 252L234 248H231L230 238H227L228 231H227L226 227H224ZM248 228H249V226H248ZM215 232H216V230H215ZM226 243H229V247L225 245ZM247 262L251 263V264H255L250 260L249 256L247 257Z\"/></svg>", "mask_w": 264, "mask_h": 264}, {"label": "flooded vegetation", "instance_id": "flooded-vegetation-1", "mask_svg": "<svg viewBox=\"0 0 264 264\" xmlns=\"http://www.w3.org/2000/svg\"><path fill=\"white\" fill-rule=\"evenodd\" d=\"M170 217H171V215H170ZM155 221L157 222V224L161 227V230H162V238H163V235H164V227H162V221H161V219H158V220H156L155 219ZM142 230H144V231H146V232H148V233H150L151 234V232H150V230L149 229H142ZM106 264V263H105Z\"/></svg>", "mask_w": 264, "mask_h": 264}]
</instances>
